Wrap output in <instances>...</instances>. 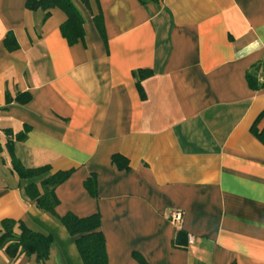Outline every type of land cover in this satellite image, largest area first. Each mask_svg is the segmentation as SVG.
Instances as JSON below:
<instances>
[{"label": "crops", "instance_id": "1", "mask_svg": "<svg viewBox=\"0 0 264 264\" xmlns=\"http://www.w3.org/2000/svg\"><path fill=\"white\" fill-rule=\"evenodd\" d=\"M73 2L85 34L70 44L61 8L0 0V222L54 238L44 262L0 248V264H85L76 237L26 190L68 169L56 212L99 211L108 264H264V143L252 132L264 87L246 77L258 66L264 81V0ZM9 33L18 48L6 46ZM141 69L152 70L145 95ZM9 141L26 167L51 169L21 178ZM180 229L186 247L173 244Z\"/></svg>", "mask_w": 264, "mask_h": 264}, {"label": "trees", "instance_id": "2", "mask_svg": "<svg viewBox=\"0 0 264 264\" xmlns=\"http://www.w3.org/2000/svg\"><path fill=\"white\" fill-rule=\"evenodd\" d=\"M86 5H90L89 0H82ZM142 3L162 0H140ZM26 6L32 10H49L54 7L61 8L67 15V19L61 26L64 37L70 44H75L84 38V17L73 2V0H26ZM102 33L105 32L101 13L95 16ZM6 46L9 49L18 48V42L13 34L9 33L5 38ZM258 66L247 71L246 77L251 88L258 90L264 87V81L259 80ZM152 74L150 69H141L135 72L137 84L142 95H145L142 80ZM30 99V94H20L18 100L26 102ZM264 116V111L259 115L252 125V132L264 143V127L259 128L258 123ZM24 134L18 135L19 139L24 138ZM1 149V145H0ZM8 149L11 153L12 169L21 178H33L48 172L50 165L37 167H26L13 151V141L8 142ZM112 161L121 169H128L127 157L120 153L112 156ZM73 170H58L42 181V190L36 183L27 185L26 190L30 198L36 205L45 212L56 215L66 226L71 235L76 237V244L85 264H108V253L104 232L101 229V213L99 211L88 216H78L73 212L58 215L56 207L60 202L57 195V187L66 181ZM86 188L94 196H97V182L95 174H91L85 181ZM186 231L180 229L174 237L173 244L177 247H186L188 244ZM54 238L51 234L33 230L23 221L6 218L0 222V248L4 249L11 260L17 259L20 255H35L40 262L46 261L51 252ZM135 256L142 262V257L135 253Z\"/></svg>", "mask_w": 264, "mask_h": 264}, {"label": "built area", "instance_id": "3", "mask_svg": "<svg viewBox=\"0 0 264 264\" xmlns=\"http://www.w3.org/2000/svg\"><path fill=\"white\" fill-rule=\"evenodd\" d=\"M173 219H175V220H181V219H182V214H181L180 212H175V213L173 214ZM189 241H190V242L193 241L192 237L189 239Z\"/></svg>", "mask_w": 264, "mask_h": 264}]
</instances>
